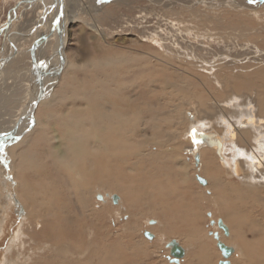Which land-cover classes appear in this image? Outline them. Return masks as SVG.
I'll return each instance as SVG.
<instances>
[{
  "label": "rangeland",
  "instance_id": "374dc122",
  "mask_svg": "<svg viewBox=\"0 0 264 264\" xmlns=\"http://www.w3.org/2000/svg\"><path fill=\"white\" fill-rule=\"evenodd\" d=\"M20 1L0 0V34ZM87 1L94 0L73 1L69 11H80L81 4L85 8L69 24L63 71L58 72L62 55L53 48L54 40L40 51L52 55L48 64L42 63L46 74L41 82L33 67L41 38L26 41L18 34L33 26L44 5L24 3L10 30L0 35V59L15 49L7 33L13 31V42L22 47L0 73V135L10 133L6 127L28 113L30 90L37 95L44 85L47 91L30 131L23 130L0 150V264H264V203L258 212L249 206V196L240 208L235 202L224 206L238 211L235 221L197 203L196 196L176 195L190 174L196 177L195 194L204 190L197 180L201 164L192 161L190 174L188 169L192 128L206 127L202 122L208 120L212 127L226 129L222 113H233L236 124L247 113L264 119V0H118L98 2L96 9ZM57 30L60 42L63 29ZM100 111L109 117H101ZM120 119L125 120L122 130L115 133L112 126L119 124L113 121ZM72 137L88 154H95L101 138L102 154L127 157L126 165L102 162L113 167L120 188L96 182L89 158L61 155ZM175 149L182 152L176 171L183 177L175 168L171 171L168 162L174 159L161 158V152ZM78 184L90 186V208L76 192ZM26 195L37 196L46 206L54 202L60 216L67 208L65 226L59 229L46 217L33 215ZM220 202L231 203L228 198ZM219 219L227 226H245L240 231L228 226L226 235ZM148 230L153 239L146 237ZM62 235L65 256L57 257L46 240L59 243ZM173 240L186 251L180 263L172 260ZM219 241L234 249L227 259ZM105 253L111 254L109 259Z\"/></svg>",
  "mask_w": 264,
  "mask_h": 264
},
{
  "label": "bare ground",
  "instance_id": "6f19581e",
  "mask_svg": "<svg viewBox=\"0 0 264 264\" xmlns=\"http://www.w3.org/2000/svg\"><path fill=\"white\" fill-rule=\"evenodd\" d=\"M18 1V0H17ZM20 1V0H19ZM23 1V0H22ZM57 1V2H56ZM60 0H24L22 3H20L17 7L15 6V8H14V12H11V17H10V21L7 23V28L6 29H4V30H2L1 31V34L3 33V32H8L9 30H10V27L12 26V24H13V19L14 18H17L16 16H15V14H17V11L19 10V7H21L24 3H26V4H33V3H36L37 4V2L39 3V5H40V7H41V5H44V7H42L41 9H40V11H39V16L37 17V18H35V20H34V24H33V26L32 27H30V29L28 30V31H23V30H20L21 31V33H19L18 35H19V37H21L20 39L21 40H26V41H28L27 39H30V38H33V37H37V36H40V38H41V44H40V46H39V49L37 50V51H39V53H38V56H37V60H35V61H33V67H35L36 68V70H37V75L39 76L40 74H42L43 75V73H44V71H43V65H42V63L44 64H48V62L47 61H51V59H52V55H46V54H44L43 52H41L40 53V51H42V50H45L46 49V47L48 48V47H50L49 46V43L51 42L50 40H52V42H54L55 41V45H54V49H56L57 51H59L60 52V54L62 55V57H60L61 58V60H60V68H61V66L62 67H64L65 68V66H66V54H65V48H66V45H67V38H68V32H67V30H68V27H69V24L71 23V21H73V20H76V16L78 15V13H80V11L82 10V11H84L85 10V8H84V6L81 4V5H79V7H78V9H80V11L79 10H75V11H72L73 12V14H69L70 12V9H71V7L72 6H74L73 4H74V2H76L77 0H65V2H64V12H62L61 11V9L59 8L60 7V2H59ZM74 1V2H73ZM82 2H85V0H82ZM98 2L99 3H101L100 2V0H94L93 2L92 1H87V3L88 4H91L92 6H94V9H96L97 8V5H99L98 4ZM25 4V5H26ZM105 4V3H104ZM36 6V5H35ZM88 7V6H87ZM102 7V6H101ZM100 8V7H99ZM87 9V8H86ZM90 12V11H89ZM97 12V11H96ZM97 24V23H96ZM62 25V26H61ZM94 25H95V23H94ZM96 26V25H95ZM59 27H62V29H63V33H62V35L60 36V40H62V41H60L59 42V39L58 38H56V37H58L57 36V32H58V30L57 29H59ZM99 28V27H98ZM97 28V30L99 31V33L103 36V37H105V34H103V32H101L100 31V29H98ZM95 29V28H94ZM12 31V30H11ZM13 32V31H12ZM11 32V33H12ZM11 33H7V35H9V36H7V40L8 41H10L11 42V44L12 45H14L13 47L15 48L12 52H11V54H5V55H3V57H1V59H0V73L2 72V69L4 68V65H6V64H8V62L9 61H11V59H12V57L15 55V53H16V51L15 50H18L19 49V47L20 46H18L19 45V43H16V42H13V37L14 36H16V34H11ZM15 33H16V31H15ZM18 33V32H17ZM0 34V35H1ZM60 35V34H59ZM64 37V38H63ZM54 40V41H53ZM62 43H63V46L61 47V45H62ZM20 49H22V47H20ZM33 49H35V47H33ZM20 51V50H19ZM46 51V50H45ZM56 55V54H55ZM7 57V58H6ZM15 57V56H14ZM55 60V59H54ZM102 60V59H101ZM133 60V59H132ZM131 60V61H132ZM39 61H40V65H39ZM104 63V62H103ZM50 65V64H49ZM57 66V65H56ZM162 66V65H161ZM58 67V68H59ZM47 68H48V66H47ZM156 68V67H155ZM33 69V68H32ZM34 70V69H33ZM18 71V70H17ZM34 72V71H33ZM142 72V71H141ZM55 73V72H54ZM33 74V73H32ZM31 75V74H30ZM34 75V74H33ZM31 77V76H30ZM33 79H34V77H33ZM164 81H167V80H165V78L162 80V82L164 83ZM182 81V80H181ZM183 83V82H182ZM162 85V84H161ZM166 85H170V86H176V87H181L180 85H177V84H175V85H172V83H168V84H166ZM165 85V86H166ZM31 87H33V84H32V86ZM40 87V86H39ZM169 87V86H168ZM10 88V87H9ZM246 88V87H245ZM31 91H34V90H30V95H32V98H33V104L32 103H30L29 104V107H27L26 109H28L29 111H28V113H24V114H22L23 115V117L20 119L21 120V122H20V120H18V122H16V124L15 125H19V122H20V125H19V128H18V133H17V135H19L20 133H22L23 132V130L24 131H27L29 128H30V125L33 123V118L32 117H34L35 116V113H36V110H37V108H38V106H39V104H40V102H39V104H37V106L35 107V110H33L34 112H31L32 111V109L34 108V106H35V100H34V98H36V94H34L33 92L31 93ZM35 92H36V90H35ZM38 94V93H37ZM48 95V94H47ZM46 95V96H47ZM121 97V96H120ZM45 98V97H44ZM262 99V98H261ZM32 101V100H31ZM30 101V102H31ZM214 102H216V101H214ZM261 102V104H262V110L263 111H261V112H263L264 113V98H263V100H261L260 101ZM141 103V102H140ZM130 105V104H129ZM134 105V104H133ZM218 107V108H221V106H220V104H218V103H216L215 104V106L214 107ZM224 107V106H223ZM223 107H222V112H223ZM141 109V108H140ZM226 109V108H225ZM124 110H125V108H124ZM144 110V109H143ZM139 111V110H138ZM127 112V111H126ZM142 112V111H141ZM138 113V112H137ZM243 114L244 113H247L246 111H243L242 112ZM222 115L223 116H226L227 117V120H228V122L227 121H225V122H227V127H226V129H227V131L228 132H231L230 134H232L233 136L231 137V139L233 140L234 139V137H236V130H238V128H240V126H239V123L240 124H243V123H241L240 121H239V123L238 124H233L232 123V115H233V113H229V114H223L222 113ZM3 116V115H2ZM100 116L101 117H104V116H108V115H106V113H104V112H102V111H100ZM241 116V115H240ZM257 116V115H256ZM19 117V116H18ZM109 117V116H108ZM111 117L113 118V116H110V119H111ZM192 117V119H195L196 118V116L195 115H190V118ZM27 118V119H26ZM198 118L199 117H197V121H198ZM214 118H216V117H214ZM240 118V117H239ZM241 118H242V120L243 119H245V123H247V122H250V123H255L256 121H259L260 123H262L263 125H262V127L264 128V119H262V118H256L255 116H254V114H252V116L250 117L249 116V114H247V115H244V116H241ZM36 119V118H35ZM109 119V118H108ZM118 119H119V117H118ZM128 120V119H127ZM133 120V119H132ZM117 121V122H116ZM116 121H113L115 124L116 123H118L119 125H118V127L117 126H112L113 128L112 129H115L113 132H118L119 130H122V126H121V124H123L124 123V121L125 120H122V119H120V121L121 122H118V120H116ZM196 121V120H195ZM112 122V121H111ZM199 122V121H198ZM217 122H219V121H217ZM35 123V122H34ZM203 123H205L207 126H211L212 125V122L211 121H204V122H202V124ZM109 124V123H108ZM114 124V125H115ZM204 124V125H205ZM15 125H13V126H10V127H6V128H10L9 130H12L13 128H15ZM215 126H216V124H214ZM225 126V125H224ZM243 126V125H242ZM204 127V126H203ZM260 127V126H259ZM110 128V127H109ZM217 128H219L218 126H217ZM262 128V131L264 130ZM196 129V128H195ZM246 129V128H245ZM135 130V129H134ZM193 130V129H192ZM200 130V129H199ZM212 130V132H211V134H212V136H215L216 138H220L222 141H224V136L222 135V130H221V128H220V130H218V129H216L215 127H212L211 126V128H210V131ZM247 130H248V127H247ZM251 130V129H250ZM1 131H3V130H1ZM7 131H8V129H7ZM28 131H30V130H28ZM32 131V130H31ZM195 131V130H194ZM243 131V130H242ZM110 133H111V131H109ZM131 132V131H130ZM190 132H192V131H190ZM249 132H251V131H249ZM104 133H105V131H104ZM109 133V134H110ZM118 133H120V131L118 132ZM238 133V132H237ZM258 133V132H257ZM102 134V133H101ZM108 134V135H109ZM243 134V133H242ZM262 134H264V132H262ZM2 135H4V134H1L0 136H2ZM21 135V134H20ZM28 135V134H27ZM105 135H103V137H104ZM110 136V135H109ZM198 136V135H197ZM239 136V135H238ZM242 136V135H241ZM108 137V136H107ZM106 137V138H107ZM111 137V136H110ZM215 137H214V139H215ZM240 138V137H239ZM254 138V137H253ZM259 138V137H258ZM105 139V138H104ZM108 140V139H107ZM106 140V141H107ZM226 140V139H225ZM231 140V141H232ZM255 140V139H254ZM12 140H10V142H11ZM21 141V140H20ZM91 141V140H90ZM92 141H94V139L92 140ZM97 142H95V143H97L98 145H100L99 147H98V149H94L96 152H95V154L93 155V154H88L89 153V149L88 148H83L82 147V150H80V147L77 145V143L74 141V139H73V137H72V139H71V142H70V144L68 145V151H60V153H61V155L62 154H67V155H70V156H72V157H74V158H77V157H79V155H81V157H82V159H83V161L84 160H87L88 158L90 159V160H92L95 164H94V168H92V178H97V180H96V182H100L99 184H103L105 187L106 186H108L109 188H110V190H117L118 188H120L121 186H122V184H121V182H118V176H116L112 171H113V167L112 166H110V165H106V166H102V164L104 163V162H107L106 164H113V163H118V162H120V161H122V162H125V165L126 164H128V162H129V160L127 159V157H118L119 155H117L116 153H114L113 155H111L112 154V152H109L108 154V156H107V153H103L102 154V152L103 151H106L104 148H103V143H102V141H104V140H101V138H97V140H96ZM238 141L241 143V141H243V140H239L238 139ZM253 141V140H252ZM251 141V142H252ZM256 141V140H255ZM108 142V141H107ZM209 142V141H208ZM226 142V141H225ZM229 142V141H228ZM244 142V141H243ZM100 143V144H99ZM106 143V142H105ZM224 143V142H223ZM236 143V142H235ZM7 144V141L6 142H3L1 145H0V150H1V148H4L5 147V145ZM216 144V143H215ZM226 144V143H225ZM22 145V144H21ZM97 145V146H98ZM229 145V144H228ZM112 146V145H111ZM203 146V145H202ZM213 146V145H212ZM216 146V145H215ZM226 146V145H225ZM257 146V145H256ZM17 147V146H16ZM106 147V146H105ZM108 147V146H107ZM189 147V146H188ZM205 147V146H204ZM247 147H249V146H247ZM109 148V147H108ZM198 148V146H196V145H193L192 146V149H197ZM237 148V147H236ZM260 148V147H259ZM202 149V148H201ZM231 149V148H230ZM239 149V148H238ZM248 149V148H247ZM253 149V148H252ZM261 149V148H260ZM19 150V149H18ZM207 150V149H206ZM217 150H218V147H217ZM223 150H225V149H223ZM227 150V149H226ZM234 150H235V148H234ZM241 150V149H240ZM239 150V151H240ZM92 151V150H91ZM208 151V150H207ZM229 151V150H228ZM114 152V151H113ZM219 152V151H218ZM217 152V153H218ZM225 152V151H224ZM233 152V151H232ZM17 153V152H16ZM59 153V154H60ZM91 153V152H90ZM93 153V152H92ZM222 153V152H221ZM226 153V152H225ZM105 154V155H104ZM239 154V153H238ZM243 154V153H242ZM255 154V153H254ZM17 155V154H16ZM229 155V154H228ZM250 155V154H249ZM25 156H27V155H25V154H23V157H25ZM124 156V155H123ZM128 156V155H127ZM200 156H202V155H200ZM213 156V155H212ZM212 156H210V158L212 157ZM231 156V155H230ZM236 156V155H235ZM239 156H242L243 157V155H239ZM244 156H245V154H244ZM206 157V156H205ZM208 157V156H207ZM225 157H227V156H225ZM237 157V156H236ZM249 157V156H248ZM17 158V157H16ZM120 158V159H119ZM214 158V157H213ZM216 158V157H215ZM231 158V157H230ZM250 158V157H249ZM24 159V158H23ZM79 159V158H78ZM209 159V158H208ZM242 159V158H241ZM244 159H246V158H244ZM248 159V158H247ZM204 160V159H203ZM206 161H208L207 159H205ZM204 160V161H205ZM209 160H212V159H209ZM214 160V159H213ZM212 160V161H213ZM226 160V159H225ZM229 160V159H228ZM234 160V159H233ZM263 160H264V158L262 159V157L260 158V157H258L257 158V161H256V164H257V167H259V168H261V167H263V165H264V162H263ZM12 161V160H11ZM117 161V162H116ZM202 161V160H201ZM215 161V160H214ZM219 161V160H218ZM5 162V161H4ZM103 162V163H102ZM228 162V161H227ZM242 162V161H241ZM133 163V162H132ZM202 163H203V161H202ZM209 163V162H208ZM217 163V162H216ZM216 163H214L215 165H216ZM200 164H201V162H200ZM203 164H205V162L203 163ZM202 164V165H203ZM207 164V163H206ZM210 164V163H209ZM222 164V163H221ZM243 164V163H242ZM252 164V163H251ZM114 165V164H113ZM210 165H213V164H210ZM209 165V166H210ZM237 165V164H236ZM73 166V165H72ZM116 166V165H115ZM205 166V165H204ZM220 166V165H219ZM231 166V165H230ZM240 166V165H239ZM127 167V166H126ZM206 167V166H205ZM214 167V165L212 166V168ZM216 167H218V165L216 166ZM233 167V166H232ZM237 167V166H236ZM204 168V167H203ZM211 168V169H212ZM224 168V167H223ZM123 169V168H122ZM128 169V168H127ZM204 169H208V167L207 168H204ZM229 169V168H228ZM86 170V169H85ZM200 170V169H199ZM219 170V169H218ZM231 170V169H230ZM250 170V169H249ZM249 170H248V173H249ZM263 170V169H262ZM68 171V170H67ZM115 171V170H114ZM118 171V170H117ZM204 171V170H203ZM213 171V170H212ZM256 171V170H255ZM69 172V171H68ZM205 172V171H204ZM211 172V171H210ZM261 172H263V174H264V171H261ZM66 173V172H65ZM215 173H216V171H215ZM245 173V172H244ZM247 173V174H248ZM76 174V173H75ZM86 174V173H85ZM246 174V175H247ZM73 175V174H72ZM123 175V174H122ZM207 175H209V174H207ZM86 177V176H85ZM88 177H90V176H88ZM245 177H247V176H245ZM257 177V176H256ZM255 177V178H256ZM242 178V177H241ZM221 179V178H220ZM259 179V178H258ZM95 180V179H94ZM210 180V179H209ZM213 180V179H212ZM212 180H211V183H212ZM216 180V179H215ZM222 180V179H221ZM242 180V179H241ZM87 181V180H86ZM89 181V180H88ZM263 181V180H262ZM216 182V181H215ZM221 182V181H220ZM223 182V181H222ZM222 182H221V184H222ZM264 182V181H263ZM76 183V182H75ZM84 184V183H83ZM264 184V183H263ZM159 185H161V184H159ZM78 187H77V193L78 194H80V196L79 197H81V201H82V203H84V205L85 206H87L88 208H90L91 207V205H90V201H89V198L87 197V195H88V193H89V188H90V186H88V184H86L85 186H80V184H78L77 185ZM249 186V185H248ZM92 187V186H91ZM159 187V186H158ZM161 187V186H160ZM211 187H212V185H211ZM264 188V187H263ZM161 189V188H160ZM231 190V189H230ZM235 190V189H234ZM92 191V190H91ZM98 191V190H97ZM108 191V190H107ZM229 191V190H228ZM239 191V190H238ZM49 192V191H48ZM61 192V191H60ZM111 192V191H110ZM112 192H114V191H112ZM240 192V191H239ZM109 194V193H108ZM100 194H98L97 195V197L99 196ZM168 195H170V194H168ZM167 195V196H168ZM51 196V195H50ZM14 197V196H13ZM100 197V196H99ZM244 197H245V195H244ZM243 197V198H244ZM25 198H27V203H29V206L30 207H32L31 209H30V211L33 213V215H41V216H43V217H46L45 219H47V221L49 222V221H51V223L49 224V225H51L52 223L54 224V226H57V227H59V229H61L63 226H65V215H66V212H67V208L65 209L66 210V212H65V214H64V216H60L58 213H59V211L57 210V209H55L54 208V205L52 206L51 204H54V202H51V201H49L48 202V204H50V205H48V206H46V204L47 203H45V202H40L39 201V199H38V197L37 196H31V195H26L25 196ZM102 198V197H101ZM100 198V199H101ZM236 200H237V198H236ZM95 206V205H94ZM125 209V208H124ZM225 209H226V207H225ZM231 209V208H230ZM60 211H61V209H60ZM101 212V211H100ZM217 212V211H216ZM220 213H222L221 215L222 216H225V218L227 219V220H230V219H235V221H237V216H239V214H238V211L237 210H227L226 209V211L225 210H223V212L222 211H219ZM61 213V212H60ZM227 214V216H226V214ZM240 213V212H239ZM55 216H54V215ZM83 215V218H87L88 217V215H86V214H82ZM100 215V214H99ZM90 216V215H89ZM93 217V216H92ZM51 219H53V221L51 220ZM153 221V220H152ZM232 221V220H231ZM229 223V222H228ZM82 226V228H84V229H87V227H85V226H83V225H81ZM228 226H229V228L231 229V231L233 230V229H237V231H240L239 229H241V227H243V226H245L243 223H237V224H233V222H231V224H228ZM90 227V226H89ZM166 228V227H165ZM90 229V228H89ZM222 229V228H221ZM57 230H58V228H57ZM162 230H163V228H162ZM224 230V229H223ZM54 231H55V229H54ZM60 231V230H59ZM164 232V231H163ZM59 233H61V231L59 232ZM225 233V232H224ZM54 234V233H53ZM64 234V233H63ZM222 234H223V232H222ZM79 235V234H78ZM218 236H219V234H218ZM234 236V235H233ZM223 237V236H222ZM46 238H49L48 236L46 237ZM80 238V237H79ZM220 238V237H219ZM46 241H48V244H51L52 245V247H53V249H54V251H56L55 252V256H57V257H61V255L62 256H65V235H62L61 236V241L58 243V242H53L51 239H47ZM85 241V240H84ZM85 243H87L86 241H85ZM95 249V248H94ZM221 250V249H220ZM234 250V249H233ZM222 252V251H221ZM231 252H232V249H231ZM100 253V255H101V252L100 251H97V253L94 251V256L96 255V254H99ZM54 255V254H53ZM60 255V256H59ZM93 255V254H92ZM105 255H106V259H109L108 258V256L107 255H109V256H111V254L109 253V254H106L105 253ZM104 255V256H105ZM204 256H206V255H204ZM204 256H203V258H204ZM230 256H231V254H230ZM89 257V256H88ZM100 257V256H99ZM224 258H228V257H224ZM106 259H104V258H102V260H106ZM225 259V260H226ZM95 260V259H94ZM225 260H223V261H225ZM87 261V260H86ZM204 261V260H203ZM89 262V261H88ZM94 262V261H93ZM263 262H264V260H263ZM69 262H67L66 264H68ZM106 263V262H105ZM104 263V264H105ZM57 264H61L60 262H57ZM63 264H65V263H63ZM95 264V263H94ZM191 264H193V263H191Z\"/></svg>",
  "mask_w": 264,
  "mask_h": 264
},
{
  "label": "crops",
  "instance_id": "0c3cea01",
  "mask_svg": "<svg viewBox=\"0 0 264 264\" xmlns=\"http://www.w3.org/2000/svg\"><path fill=\"white\" fill-rule=\"evenodd\" d=\"M239 117H238V119L240 122L242 121L241 123H243V124H241V125H243V126L241 128H238V130H236L238 133L236 132V137H234L233 140L231 139V137L233 136L232 134H230L231 132H228L227 129H225L224 127L222 128L223 130L221 132L222 135L225 137L224 141L221 140L222 139L221 137H220L221 139L220 138L218 139L215 136H212V134H211L212 130L210 131V128H209L210 126H206V127L197 126L196 129L195 128H192L193 130L191 129V131H192V132H190L191 141L190 142L188 141L189 147H187L189 149L187 152L189 154H191V156L188 157L189 174L191 171V169H190L191 166H193V163L195 164L194 153H191V151H193V152L198 151L199 155H202V156H200V160H202L203 163L205 162V164H203L201 161V165H200L201 174L207 179L208 184H207V186L204 187V190L198 189L197 194H195L193 188L195 185L194 180L196 179V177L194 179V177H193L194 175L190 174L191 178H189L187 180V183H185V186L183 187V189L181 188V190L179 192H177L176 195L180 194V195H183L185 197H189L191 200L193 197L196 196L197 203L201 204L202 202H204L206 207L209 208V210L214 209L217 211L220 210L222 212L225 209L224 206L233 205L234 202L238 204V207H237V205H235L236 208H240L241 205H246L247 201H249L247 198L248 196L251 199H253V201H250L249 206L254 207L255 212H258L259 209L263 208L262 203H264V188H263L264 187V184H263L264 183L263 182L264 181V174L261 171H264V165H263V167L259 168V167H257V164H256L258 157H260V158L262 157V159L264 158V134H262V132H264V130L262 131V128H263L262 125L263 124L260 123L259 121H256L255 123H250V122L245 123L246 122L245 119L242 120L241 116H239ZM232 123L233 124L237 123L235 121V118L232 119ZM247 127H248V130H247ZM201 131L208 132L210 134V139L208 142L209 145H203L202 146V145L196 144L195 139L200 136ZM249 131H251V132H249ZM214 137H215V139H214ZM238 139L243 140L244 142L241 141V143H240L238 141ZM219 141L222 142L221 151L219 149L217 150L218 146H215L216 144H218ZM193 145L198 146V148L194 149V150L191 149ZM247 146H249V147H247ZM234 148H235V150H234ZM223 149H225V150H223ZM179 150L180 149H175V150H171V151L161 152V153H163V156H161V158H163V160H165L166 158L167 159L168 158L174 159V161L173 160L169 161L168 164L172 165L171 171H173L175 168V170L173 172H176V173H179L176 170L178 169V166L181 163V160L178 161V159H180V157L182 156V152ZM220 152H222V153H220ZM244 154H245V156H244ZM239 155H243V157L239 156ZM210 156H212V157L210 158ZM225 156H227V157H225ZM208 158L212 159V160L214 159L215 161L209 160ZM244 158H246V159H244ZM203 159L204 160L207 159L208 161H206V160L204 161ZM192 161H193V163H192ZM150 162H152V160H150ZM208 162L210 164H213L214 167L212 168L213 165H210ZM263 162H264V160H263ZM214 163H216V165ZM217 165H218V167H216ZM203 167L204 168L208 167V169H204ZM248 170H249V173H248ZM215 171H216V173H215ZM179 174H180V177H183L181 173H179ZM207 174H209V175H207ZM245 176H247V177H245ZM159 177H161V176H158L157 179ZM211 180H212V183H211ZM220 181L221 182L223 181L222 184ZM211 185H212V187H211ZM173 187H174V184H173ZM202 188H203V186H202ZM203 194H205V197ZM244 195H245V197H244ZM203 198H205V200H203ZM225 198L230 199V202L232 204L231 203L227 204L225 202L222 204L220 202V199H225ZM236 198H237V200H236ZM236 208H234V209H236ZM223 217H225V216H223Z\"/></svg>",
  "mask_w": 264,
  "mask_h": 264
},
{
  "label": "water",
  "instance_id": "95a60500",
  "mask_svg": "<svg viewBox=\"0 0 264 264\" xmlns=\"http://www.w3.org/2000/svg\"><path fill=\"white\" fill-rule=\"evenodd\" d=\"M114 1H118V0H100L101 3H110V2H114ZM57 2V1H56ZM60 7H61V11L64 12V2L65 0H60ZM21 3V1L19 3H17L16 7ZM10 15V13H9ZM10 21V16L8 18V22ZM63 46V43L61 45V47ZM61 71H63L61 68L59 69L58 72L61 73ZM46 73L44 72L43 75L40 74L39 75V80L41 82L43 76L45 75ZM46 89L43 86H41V89L40 91L38 92V94L36 95V98H35V106L34 108L32 109L31 112H34L33 110H35V107L37 106V104H39V102L45 97V93H46ZM21 122V120H20ZM20 122H19V125H20ZM19 125H15V128H13L10 133L6 134V135H2L0 136V145L3 143V142H6L10 139H13V138H17V137H20L21 135H17L18 133V128H19ZM200 136L198 138L195 139V142L196 144L198 145H209L208 141L210 139V134L208 132H204V131H201L200 132ZM213 133V132H212ZM216 146H218V149L221 151V148H222V142L219 141L218 144H216ZM191 153H194V162H195V165H197L199 167L200 165V155L198 153V151L196 152H193L191 151ZM221 153V152H220ZM197 180L198 182L202 185V186H207L208 184V181L207 179L200 173H198L197 175ZM103 197V196H102ZM114 197L116 199H119V196L118 195H114ZM212 224H215L214 221H211ZM153 223V221H152ZM218 224L221 228H223L225 230V234L226 235H229V229L227 228L228 226L225 224L224 220L222 219H219L218 220ZM145 235L146 237L150 238V239H153L155 237L154 233H152L151 231H146L145 232ZM174 243V244H173ZM218 247L221 249L222 251V254L224 257H229L230 254H231V249H233L231 246L225 244L224 242L222 241H219L218 242ZM185 249L181 246V244L179 242H177L176 240H173L172 241V248H171V254L174 256V258L172 259L174 262L176 263H180L181 261V258L185 256Z\"/></svg>",
  "mask_w": 264,
  "mask_h": 264
}]
</instances>
